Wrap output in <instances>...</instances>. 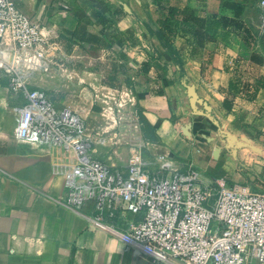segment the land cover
I'll use <instances>...</instances> for the list:
<instances>
[{
    "label": "crops",
    "instance_id": "0c3cea01",
    "mask_svg": "<svg viewBox=\"0 0 264 264\" xmlns=\"http://www.w3.org/2000/svg\"><path fill=\"white\" fill-rule=\"evenodd\" d=\"M13 1L40 24L46 41L49 63L28 73V89L71 107L92 135L109 134L95 149L98 159L121 167L141 154L149 167L166 159L183 171L194 165L224 185L264 191V88L247 96L264 77L258 0ZM225 3L243 6L240 20L252 31L250 45L242 30L229 26L198 46L182 24L183 13L234 18ZM170 8L179 13L173 35L163 24ZM94 11L110 22L101 23ZM1 47L12 52L9 35ZM94 55L107 68H92ZM101 100L136 114L140 139L114 135L107 116L100 117ZM26 103L25 92L0 76V264H153L110 235L92 206L78 210L66 203L64 179L73 155L15 139L16 109Z\"/></svg>",
    "mask_w": 264,
    "mask_h": 264
},
{
    "label": "built area",
    "instance_id": "2783aa9c",
    "mask_svg": "<svg viewBox=\"0 0 264 264\" xmlns=\"http://www.w3.org/2000/svg\"><path fill=\"white\" fill-rule=\"evenodd\" d=\"M258 7L264 18V0ZM7 35L14 43L9 54L1 47ZM45 48L40 24L13 0H0V76L27 97L16 109L14 137L73 155L64 179L70 207L92 206L110 235L153 264H264V191L224 185L194 165L183 171L166 159L149 167L141 154L121 167L104 163L95 149L109 134L92 135L71 107H57L46 92L28 89V73L49 63ZM129 121L118 115L114 135L140 139L138 118L126 128Z\"/></svg>",
    "mask_w": 264,
    "mask_h": 264
},
{
    "label": "trees",
    "instance_id": "16d2710c",
    "mask_svg": "<svg viewBox=\"0 0 264 264\" xmlns=\"http://www.w3.org/2000/svg\"><path fill=\"white\" fill-rule=\"evenodd\" d=\"M226 6L234 10V18L220 17V18H200L196 17L193 12L185 11L183 13L182 24L188 26V32L192 34L195 38L198 46H204L205 43L214 40L215 32L219 28H227L229 26H235L236 28L243 31V39L247 45H250L251 40H253L252 31L240 20L243 6L238 3H225ZM94 14L98 17L101 23H107L108 18L106 15H102L97 11H94ZM179 14L178 11L174 8H170L168 11V16L164 19V28L167 31V34H175L176 29L180 26L179 22L175 20V16ZM77 32L74 33V36H77ZM93 42L98 41V38L91 36ZM166 40L169 39L167 37ZM255 60V57H253ZM257 60V59H256ZM258 61V60H257ZM250 85H245V90H249ZM264 88V77L259 78L254 85V95H247L249 98L253 99L255 94L261 89ZM249 92V91H247Z\"/></svg>",
    "mask_w": 264,
    "mask_h": 264
},
{
    "label": "rangeland",
    "instance_id": "374dc122",
    "mask_svg": "<svg viewBox=\"0 0 264 264\" xmlns=\"http://www.w3.org/2000/svg\"><path fill=\"white\" fill-rule=\"evenodd\" d=\"M254 7L258 8V6H256V3L254 5ZM261 37L264 38V30H262V32H261ZM51 64H53L52 61H50V65ZM76 65L78 66V68H81L83 66L82 62H80V61H77ZM53 66H55V65H53ZM101 66L107 68L108 62H106V60H104L102 56H95L94 55V62H93L92 68H100ZM103 94H105L107 96L109 95L108 97H111V99H115L117 96V93L110 92V91H107V92L105 91V92H103ZM112 103H105L104 100H101V105H102L101 110L105 111V112H104V114L100 115V117H103V115H104V117L107 116L108 125L113 126L115 131H117L116 120L118 118V115H120V114L129 115L130 121L125 123L127 126L126 128L133 127L135 122H136V117H135L136 114H134L133 112H129V111H122L117 106H114ZM125 130H127V129H124V131Z\"/></svg>",
    "mask_w": 264,
    "mask_h": 264
}]
</instances>
